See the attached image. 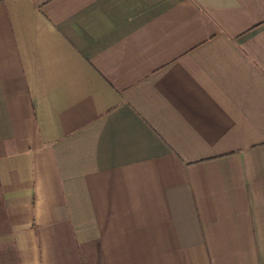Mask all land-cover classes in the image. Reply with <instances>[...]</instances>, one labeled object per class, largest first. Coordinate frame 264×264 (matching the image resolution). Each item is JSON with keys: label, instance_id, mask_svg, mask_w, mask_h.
Wrapping results in <instances>:
<instances>
[{"label": "crops", "instance_id": "obj_1", "mask_svg": "<svg viewBox=\"0 0 264 264\" xmlns=\"http://www.w3.org/2000/svg\"><path fill=\"white\" fill-rule=\"evenodd\" d=\"M0 264H264V0H0Z\"/></svg>", "mask_w": 264, "mask_h": 264}]
</instances>
